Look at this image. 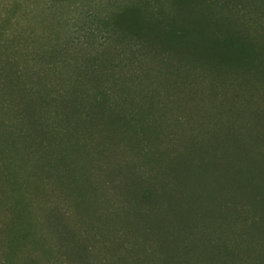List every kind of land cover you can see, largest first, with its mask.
<instances>
[{"label":"trees","instance_id":"obj_1","mask_svg":"<svg viewBox=\"0 0 264 264\" xmlns=\"http://www.w3.org/2000/svg\"><path fill=\"white\" fill-rule=\"evenodd\" d=\"M0 7V264H264V0Z\"/></svg>","mask_w":264,"mask_h":264},{"label":"rangeland","instance_id":"obj_2","mask_svg":"<svg viewBox=\"0 0 264 264\" xmlns=\"http://www.w3.org/2000/svg\"><path fill=\"white\" fill-rule=\"evenodd\" d=\"M0 11H1V7H0ZM1 20H2V16L0 13V27L2 26ZM15 156H16L15 160L14 159L12 160V157L7 156L6 158H8V160H10L8 162V166L5 163L3 166L0 167V172H1L0 173V214H1V217L5 218V219H7L9 217H14L12 215L15 214V216L17 215L16 219L18 218L17 219V223H18V221L22 220L21 219L22 215L20 216V211H19V201H22L24 205L28 204V201H27L28 192H27V190L25 191V188H26L25 182L26 181L24 182L26 174L24 176L20 177V179H18L21 182V186H19V187H14V185H12V183L7 181L8 179H3V176L7 175L8 172H13V173H15V177H17L18 175H20L22 170L26 169L27 172L34 173L33 172L34 169H32L33 162L28 161L27 163H25L27 156L24 154V152L21 151V153H18ZM31 158H33V155L31 156ZM24 166H26V167H24ZM8 169H9V171H8ZM42 175L43 176H41L39 174V176H37V179H39V181L37 183H35V185H39L38 188L42 189L43 192L46 191L45 195H47L48 193H50V191H52L55 188V185L53 186V185L46 184L45 182L48 181L49 176H47L45 174H42ZM228 175L232 176L233 173L229 172ZM1 177H2V179H1ZM217 180H218V183L216 185H218L222 188L224 179H217ZM226 180L232 181L233 179H226ZM60 184L61 183H59V188H60ZM35 185H34V188H36ZM68 189H69V187H67V189H64L65 190L64 195L66 197H68L67 192H66V191H68ZM30 193L32 194V192L29 190V196L31 197L32 195ZM10 214H11V216H10ZM1 217H0V219H1ZM11 219L13 220V218H11ZM21 231H22V229H21ZM25 235H26V231L19 232L16 236L17 237L16 240L18 239V237H21V239L19 238L20 242L28 240L29 236L25 239L23 238V237H25ZM29 241H30V239L28 240V242ZM28 242H25L26 244L24 243V245H27V246H24V248L20 251H24V252L27 251L26 253L36 252V254L43 259L42 260L43 264H51L48 257L44 256V254L42 253V249L38 248L35 250V247L30 246V243H28ZM15 256L16 255L12 256L10 259L5 257V259H4L5 264H17L19 262L21 256L20 255H18L16 257Z\"/></svg>","mask_w":264,"mask_h":264}]
</instances>
